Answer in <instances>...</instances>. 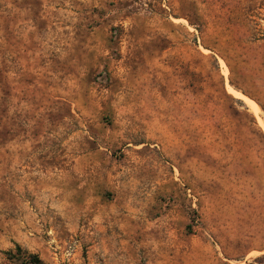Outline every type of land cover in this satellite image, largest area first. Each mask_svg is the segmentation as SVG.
Returning <instances> with one entry per match:
<instances>
[{"label": "rangeland", "instance_id": "obj_1", "mask_svg": "<svg viewBox=\"0 0 264 264\" xmlns=\"http://www.w3.org/2000/svg\"><path fill=\"white\" fill-rule=\"evenodd\" d=\"M264 264V0H0V264Z\"/></svg>", "mask_w": 264, "mask_h": 264}, {"label": "trees", "instance_id": "obj_2", "mask_svg": "<svg viewBox=\"0 0 264 264\" xmlns=\"http://www.w3.org/2000/svg\"><path fill=\"white\" fill-rule=\"evenodd\" d=\"M13 264H45L37 255L29 254L16 247L15 253H8Z\"/></svg>", "mask_w": 264, "mask_h": 264}]
</instances>
